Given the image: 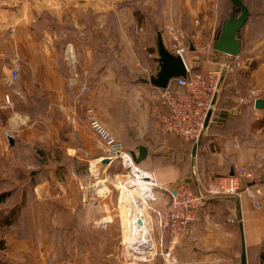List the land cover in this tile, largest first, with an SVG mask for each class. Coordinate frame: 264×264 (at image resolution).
Wrapping results in <instances>:
<instances>
[{
    "label": "crops",
    "instance_id": "1",
    "mask_svg": "<svg viewBox=\"0 0 264 264\" xmlns=\"http://www.w3.org/2000/svg\"><path fill=\"white\" fill-rule=\"evenodd\" d=\"M196 19L202 22L203 32L212 30L220 21L218 0H0V174L12 163L34 165L31 146L36 141L39 146L44 133L39 120L22 133L12 132L16 139L12 148L21 154L11 160L10 119L4 102L8 85L3 77L10 73V55L17 54L21 72L28 69L33 77L24 83L26 90L32 88L29 99L60 103L72 131L79 124L69 121L68 109L75 94L89 88L84 106L95 107L99 119L105 121L100 111L106 104L113 115L112 129L118 134L129 126L135 135L131 152L147 146L148 156L140 164L146 169L158 168L159 180L169 190L187 181L195 191L204 193L212 181H226L234 175V165L253 170L255 178L242 182V188L249 186L262 207L243 190L238 196H208L193 225L194 239L183 238L173 255L178 264H242L245 248L247 264H260L264 259V108L257 109L252 101L241 103L240 96L233 100L231 95L220 96L219 120L197 149L190 151L187 145L194 143L193 149L196 142L161 131L159 117L165 107L158 88L143 80L158 71V35L169 48L170 27L188 30ZM212 50L211 60L225 58L226 54ZM67 54L77 66L74 87L67 81L71 72ZM187 63L192 65L188 59ZM138 71L140 78L136 77ZM254 84L264 98V81ZM84 144L93 157L105 155L101 153L103 143L91 127ZM3 182L5 178L0 176V203L6 198ZM37 187L42 189L41 184ZM158 195L156 206L165 207L167 191L160 190ZM68 197L75 200L77 195ZM88 220L84 226L93 228ZM157 232L158 242L167 250L169 233Z\"/></svg>",
    "mask_w": 264,
    "mask_h": 264
},
{
    "label": "rangeland",
    "instance_id": "2",
    "mask_svg": "<svg viewBox=\"0 0 264 264\" xmlns=\"http://www.w3.org/2000/svg\"><path fill=\"white\" fill-rule=\"evenodd\" d=\"M244 3L252 15L241 33L242 50L236 57L226 55L218 60L209 57L214 49L216 38L213 37H217L224 20L234 12L230 0H218L220 21L216 29L213 27L203 32L199 19L192 22L191 29H183L187 34L186 44L189 45L185 57L192 67L207 69L221 61H227L230 65L224 76L221 98H224V94L231 95L229 98L232 100L249 96L253 89L261 95L254 81H264V0H244ZM67 58L71 70L67 81L74 87L78 79L77 66L72 65L73 57L70 54H67ZM14 59H18V78L8 82L9 75L3 77V82L8 85L4 95L7 118L10 119L7 133L13 137L12 132L22 133L24 128L32 126L37 120L44 133L41 134L39 146L37 141V146H31L34 165L22 167L12 163L5 173L0 174L5 178L1 189L6 196L0 203V264H127L122 255L121 223L124 222L123 212L130 217V205L125 197L129 187L122 183L126 179L123 175L128 172L120 160L106 164L102 162L107 158L103 144H100L101 153L105 154L102 158L93 157L84 149L87 133L90 132L89 110H93L99 119L95 107L84 106L83 99L90 89L84 88L75 94L67 117L79 125L70 131L60 103H49L40 98L29 99L32 88L26 90L24 83L33 81V77L28 69L21 72V61L17 54L10 55V72ZM259 66H262L260 70ZM61 72L64 78L63 67ZM136 77H141L140 71ZM100 112L105 121L99 120L123 143L125 150L131 152L135 146L134 132H130L129 126H123L120 134L114 132L112 111L104 104ZM176 143L179 144L178 141ZM193 145L188 144L187 148L193 151ZM14 146L9 150L11 160L21 154L12 148ZM139 166L143 168L141 164ZM143 169L158 175V168ZM38 184H41V190ZM69 193L77 195L75 200L68 197ZM88 217V221L94 223L93 228L84 226ZM129 231L126 233L128 238L131 234Z\"/></svg>",
    "mask_w": 264,
    "mask_h": 264
},
{
    "label": "built area",
    "instance_id": "3",
    "mask_svg": "<svg viewBox=\"0 0 264 264\" xmlns=\"http://www.w3.org/2000/svg\"><path fill=\"white\" fill-rule=\"evenodd\" d=\"M171 45L169 50L181 55L187 67V76L172 79L167 88H158V96L165 109L159 117L160 129L163 133L175 134L186 141L198 143L210 125L219 120V96L222 90L225 73L230 69L227 61L216 62L207 69L193 68L185 57L189 45L186 44V32L183 29L170 27ZM189 40V39H188ZM192 41V40H190ZM18 59L13 61L8 82L18 78ZM260 98L258 90H251L249 96L240 97V102L255 101ZM89 124L99 139L103 142L110 162L120 160L125 170L122 181L128 206L134 205L135 211L130 217L124 212L121 223L123 233V259L127 264H178L173 255V249L183 238L194 239L193 225L198 219V212L208 196L224 194L240 195L242 182L255 178L253 170L243 165H234V175L226 177V181H212L203 192L195 191L187 181H180L174 190H169L152 171H146L127 152L123 143L97 118L93 110H89ZM119 174H117L118 176ZM116 176V177H117ZM165 190L169 195L165 207H157L159 191ZM250 195L257 207L261 202L255 197L253 190L247 186L243 190ZM122 194V192H120ZM136 205V207H135ZM127 206H125V213ZM128 209V208H127ZM133 209V210H134ZM129 212V210H128ZM143 216L146 237L140 236L137 215ZM132 227V230H131ZM131 232L128 235L126 233ZM157 230L169 233L170 243L167 250L158 242ZM148 232V233H147ZM163 257V262L159 259ZM260 264H264V259Z\"/></svg>",
    "mask_w": 264,
    "mask_h": 264
},
{
    "label": "water",
    "instance_id": "4",
    "mask_svg": "<svg viewBox=\"0 0 264 264\" xmlns=\"http://www.w3.org/2000/svg\"><path fill=\"white\" fill-rule=\"evenodd\" d=\"M233 3L240 8L241 13L238 12L231 15V17L224 23L220 34L213 42V48L226 55L236 57L242 50V39L239 35L240 30L246 25L250 11L243 0H232ZM193 49V47H192ZM158 58L159 68L157 73L151 75L149 78L143 79L145 82L150 83L156 88H167L172 79L187 76V67L181 55L174 54L169 50L163 41L161 34L158 35ZM257 109L264 108V98H258L255 101ZM11 145H14L15 140L13 137L9 138ZM198 142L194 149H197ZM132 157L140 164L148 156V147L141 145L138 151H133ZM109 158L102 159L103 163H109ZM242 220L241 215L239 216ZM137 222L140 228V236L146 237V227L143 216L137 215ZM242 264H247L245 248L243 249Z\"/></svg>",
    "mask_w": 264,
    "mask_h": 264
},
{
    "label": "trees",
    "instance_id": "5",
    "mask_svg": "<svg viewBox=\"0 0 264 264\" xmlns=\"http://www.w3.org/2000/svg\"><path fill=\"white\" fill-rule=\"evenodd\" d=\"M230 1L232 2L233 6H234V7H233V8H234V9H233L234 12L231 13L230 16H228L227 19L224 20V22H223V24H222L221 27H223L224 23H225V22L231 17L232 14H234V13H236V12H239V14L241 13L240 8L237 7V6L233 3L232 0H230ZM243 1H244V0H243ZM245 4H246V3H245ZM246 5H247V4H246ZM247 7H248V5H247ZM248 8H249V7H248ZM249 11H250V9H249ZM251 15H252V13H251V11H250L249 19H250ZM249 19H248V21H249ZM248 21H247V23H248ZM247 23H246V24H247ZM244 27H245V26H244ZM244 27H243V28H244ZM243 28H242V29L240 30V32H239L240 37H241V33H242V31L244 30ZM221 30H222V28H221ZM221 30L218 31V35L220 34ZM218 35H217V36H218ZM241 39H242V38H241ZM219 103H220V102H219ZM219 105H220V104H219ZM194 150H195V149L193 148V151H194Z\"/></svg>",
    "mask_w": 264,
    "mask_h": 264
},
{
    "label": "bare ground",
    "instance_id": "6",
    "mask_svg": "<svg viewBox=\"0 0 264 264\" xmlns=\"http://www.w3.org/2000/svg\"><path fill=\"white\" fill-rule=\"evenodd\" d=\"M126 189H127V187H125ZM135 207H136V205H135ZM134 209V205H131L130 204V211H129V215H132L133 214V211H135V209ZM132 212V213H131ZM131 230H132V227H131ZM148 233V232H147Z\"/></svg>",
    "mask_w": 264,
    "mask_h": 264
}]
</instances>
